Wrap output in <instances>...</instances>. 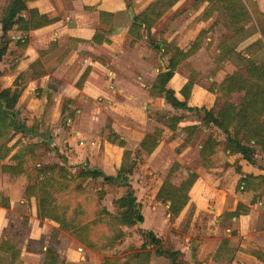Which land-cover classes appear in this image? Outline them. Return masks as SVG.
<instances>
[{
    "label": "rangeland",
    "instance_id": "rangeland-1",
    "mask_svg": "<svg viewBox=\"0 0 264 264\" xmlns=\"http://www.w3.org/2000/svg\"><path fill=\"white\" fill-rule=\"evenodd\" d=\"M126 1L127 9L119 13V16H114L112 26H107L102 31L120 45L118 60L128 58L132 61L129 69L131 80L138 74L143 75L140 86L134 84L137 85L140 101L122 94H115V100L112 101L107 98L89 101L84 98L79 101L77 85L65 83L57 80L58 78L30 89L25 83L28 75L21 69L17 70V64L12 69L14 76L19 77H15L16 82H2L0 89L6 85L13 89L15 86L23 89L20 103L16 106L19 113L16 121L25 124L27 128L43 116L46 93H54L56 104L47 121L54 122L56 130L54 126L52 129H42L39 124L38 134H31L26 130L18 135L16 147L18 146L24 159L26 175L18 178L0 177V206L5 201L9 203V207L0 216V244L4 238L12 239L21 251L22 264H42L50 246L56 248L60 264H91L90 260L92 264H101L106 258L122 264L129 262L130 255L145 242L139 230L147 229L162 238L163 247L180 250V259L189 264H264V177L250 179L257 186V193L244 190L241 187V174L236 167L239 163L242 171L247 173L243 167L246 161L243 162L241 155H231L226 150L225 134L215 126L207 127L203 122L184 119L189 111L173 108L162 97L150 96V88L156 76L166 70L170 57L161 48H156L153 41H167L188 50L199 35L203 36L199 50L181 61L169 87L192 106L217 109V96L209 91L212 84L220 83L229 73L246 72L245 64H240L234 55L222 56L221 46L227 43L237 53L248 55L247 47L260 38L259 32L250 37H246V33L235 35L224 12L216 11L210 19H205L203 15L207 2L180 0L163 15L150 34L143 31V36L134 42V36L129 31L128 36L123 34L124 29L129 24L130 28L135 14H139L155 0ZM247 1H254L253 9L261 12L257 0ZM85 9L91 12L89 7L85 6ZM93 12L92 15L96 16ZM115 21L117 25L114 24ZM250 26L251 23L246 27ZM119 34L121 37L118 39ZM257 53L264 55L263 51H257L254 55ZM10 55L5 61V73L16 61L17 55L14 52ZM3 75L0 71V77ZM50 84L56 89V93L48 89ZM232 99L238 102L240 95L236 94ZM180 116L182 120L173 129V117ZM192 124L198 126L193 133L188 129V125ZM58 127L67 132L74 127L71 134L74 151L71 156L78 168L71 171L73 183L77 177L80 178L84 190L77 195L74 191L67 194L63 187L70 181L57 182V201L63 208L78 211L80 214L76 217L77 221L92 220L91 237L93 240L100 239L102 245L113 242L110 238L116 235L118 224L115 217L119 213L114 201L125 195L127 188L119 182L105 183L102 178L79 177L80 166L88 164L116 176L119 169L125 166V160L132 164V171L128 176L141 203L145 220L133 227H123L126 236L122 241L115 239L110 248L95 252L72 237L68 231L64 235L59 229L54 230L52 224L41 215L49 200L41 198L37 201L26 197L25 189L31 179L35 178L36 167H49L57 177L61 176L57 173V164L64 163L67 159L55 143ZM123 129L130 131L131 145L124 138L125 144L120 145L121 135L117 131ZM45 130H48L46 135ZM147 135L158 139L157 147L152 153L141 147V142ZM211 135L219 144L212 156V165L206 167L203 165L201 149ZM68 148L66 144L64 151H68ZM126 151L130 154L125 156ZM255 166L258 173L264 172V151L261 149H258ZM190 171L198 174L190 191V201L179 216L173 217L169 204L157 197L158 191L167 178L180 184ZM241 203L251 205L249 216L234 220V210ZM55 236L58 242L54 241ZM60 236L63 238L59 239ZM153 248L150 246V249ZM203 253L206 256L201 257ZM0 264H11L10 255L1 249ZM151 264L161 262L153 259Z\"/></svg>",
    "mask_w": 264,
    "mask_h": 264
},
{
    "label": "trees",
    "instance_id": "trees-1",
    "mask_svg": "<svg viewBox=\"0 0 264 264\" xmlns=\"http://www.w3.org/2000/svg\"><path fill=\"white\" fill-rule=\"evenodd\" d=\"M37 0H0V25L2 30L1 45H0V61L8 52V48L13 39L10 36L12 30L22 32V36L17 40L21 46H26L29 42L28 33L52 24L58 18H51L46 13H42L37 7H30L29 2ZM180 0H155L150 3L139 14H135L132 24L129 28V33L134 36V42L138 41L143 36V31L150 34L156 23L174 7ZM200 3L207 2L208 5L204 11V18L210 19L214 12L222 11L226 14L229 24L235 35L246 33V37L254 35L257 31L264 39V12L254 10L255 2L248 3L247 0H199ZM259 8V6H258ZM260 9V8H259ZM114 14L106 11H99L101 23L112 26ZM251 23V26H246ZM254 29V30H253ZM263 39L259 38L248 47V55L243 56L240 52L237 53L233 46L223 43L221 46V54L224 57L235 56L240 64H245L246 72L235 71L229 73L220 83H213L209 91L216 94L219 107L207 108L205 106L198 107L190 105L188 100H183L176 92L169 87L170 81L176 74L181 61L187 59L196 53L201 45L203 36L199 35L197 40L191 45L188 50H183L181 47L170 44L167 41H153L156 48H161L165 54H170L166 70L161 71L155 78L151 88V97H162L175 109L187 110L190 113L184 115V119L195 122H203L205 126H215L220 129L226 136V150L231 155H241L244 160L252 165L257 163L258 149L264 151V58L255 59L254 54L264 48ZM98 44L104 42L111 43L112 40L105 36L103 32L97 31L90 41ZM85 74L79 81L85 79ZM54 92V91H53ZM21 90L18 86L12 90L6 88L0 91V140L11 130L17 132H26L38 134V125L44 128H49L47 121L48 115L54 108L55 96L54 93L48 92L46 107L41 121H37L27 128L25 124L16 121L15 106L18 102ZM240 95L238 102L233 101L234 95ZM182 120V116L173 117L172 128L175 129L178 122ZM196 124L188 125L191 133L197 130ZM45 135L48 130H45ZM125 141L120 140V145H124ZM158 139L152 135H147L141 142V147L148 153H152L157 147ZM219 141L210 136L204 143L201 149L203 165L209 167L212 165V156L216 152V146ZM11 147L7 143L0 145V172L9 173L11 176L26 175L24 167V159L20 151L12 155L11 159L15 160L10 164H3L2 160L10 154ZM130 154L125 152V156ZM22 158V159H21ZM65 163V164H64ZM57 164L60 177L52 172L49 167L41 165L35 168L36 176L34 179L28 174L31 182L26 187V197L28 199L35 198L40 201L41 198L49 200L47 206L42 211L41 215L44 218L56 222L60 229L68 231L73 237L95 252L110 248L115 239H122L126 236L123 227H133L144 222L145 217L142 212L141 203L135 193V189L130 182L128 173L132 171V164L124 161L125 166L119 169V173L115 176L106 173L98 167H91L88 164L80 166L79 177L84 179L102 178L105 183H117L125 186L127 192L125 195L115 199L114 203L119 208V213L115 217L118 228L116 235L110 240L113 242L107 245H102L100 239H92L90 234V225L92 220L87 222L77 221L76 217L80 214L78 211L68 210V207L63 208L57 201L58 190L57 182L70 181L67 186L63 187L65 192L81 193L82 180L76 178L73 183L72 169L78 168L76 165H68L66 162ZM53 169V168H52ZM75 170V169H74ZM236 170L240 174H244L242 166L237 163ZM58 175V174H57ZM198 179V174L190 171L188 176L180 184H175L170 178H167L158 191L157 197L169 204V211L173 217H177L183 211L190 201V191ZM246 178L241 177V183H244ZM73 183V184H72ZM60 190V189H59ZM5 205H9L7 202ZM235 216L239 214L238 210L234 212ZM141 235L145 238V242L138 248L134 254L130 255L129 262L122 264H151L153 259H157L161 264H189L180 259L181 251L178 249H168L163 247L162 238L158 237L152 230L140 229ZM55 242H58L57 237H53ZM150 246L154 247L150 249ZM0 249L10 254L11 264H22L20 260L21 251L15 243L9 239H3L0 244ZM44 264H60L59 254L54 246H50L46 251ZM101 264H119L112 258H106Z\"/></svg>",
    "mask_w": 264,
    "mask_h": 264
},
{
    "label": "crops",
    "instance_id": "crops-1",
    "mask_svg": "<svg viewBox=\"0 0 264 264\" xmlns=\"http://www.w3.org/2000/svg\"><path fill=\"white\" fill-rule=\"evenodd\" d=\"M257 3L259 4L260 10L264 12V0H257ZM127 4L128 3L126 0H37L29 2L28 5L30 7H37L42 13H46L51 18H58V20L45 27L30 31L28 33L29 42L26 46H21L17 43V40L23 34L22 32L17 30H12L10 32V36L13 41L9 45L8 52L0 61V71L4 73L3 77H0V86L2 85V82H7V80L13 81L16 78H19L14 76V70H12L14 69L15 64H17V70L21 69L26 75H28L25 83L29 85L30 89H35L40 84L51 83L56 81L55 78H58L57 80L63 81L65 83L77 85L79 91V101L84 98L87 101L103 98H107L108 100L112 101L115 100V94H122L126 97H132L134 100L140 101L139 93L136 91V87L141 83V81H143V75L138 74L135 76L134 80H131L129 76V69L132 66V61L128 58L118 60L119 57L117 54H119L118 50L120 49V45L118 43H114L113 38L107 35L105 36L112 40L111 43L104 42L102 44H98L90 41L97 31L103 32L102 30L109 26L105 23H101L99 11L113 13L116 17V15L119 16V13H123V11L127 9ZM73 6L75 8H72ZM85 6L89 7L91 12L90 10H86ZM92 11L95 12L96 16L92 15ZM90 19L93 21H90ZM117 19L118 18H116V20ZM114 24L117 25V22ZM129 25L126 29H124L125 33L123 34L126 36H128ZM1 35L2 30L0 25V38ZM120 37L121 35L119 34L118 39ZM260 38L263 39L261 36ZM83 40L90 42H84ZM260 51L264 52V48H262ZM12 52L17 55L16 61L13 62L11 66H9V71L5 73L4 68L7 66L5 61L6 58L11 56L10 54ZM254 58L262 59L264 58V55L260 56L257 53L254 55ZM132 60L140 62V60L137 59ZM84 74L86 75L85 79L80 82L79 85V81ZM14 81L16 82V80ZM135 83H137V85H134ZM32 85L34 86L32 87ZM107 86L109 89H107ZM16 87L17 86H15L14 89ZM6 88H11V86H2L0 91ZM11 89L14 90L13 88ZM48 89L55 91L56 93V89L51 84L48 85ZM20 90L21 94L16 106L18 103H20V99L23 95V89ZM47 94L48 93H46V98ZM73 94H75V90H73ZM16 106L15 111L17 114V119L19 113ZM78 112H81V110H78ZM41 119L42 117L39 118L40 121ZM53 123L54 122L49 123V128L52 129L54 126ZM40 126L42 129L44 128L42 125ZM55 126L54 128L56 130ZM73 128L74 127L71 128V131L67 132L63 128L58 127V131L55 133L57 135L55 137V143L57 144L56 146L60 148L63 154H65L67 160L64 162L67 164L69 163L68 165H75L74 163H76V161L72 159L71 156L73 155L72 152L74 151L72 147V142L74 139L71 135L74 130ZM117 132L121 135V139L124 138L127 141L128 145L132 144L129 137V130L123 129ZM19 134L20 132L12 130L11 134H9L10 136H4L2 140H0V145L2 143H7V146L11 147L10 154H8L2 160L3 164H10L15 161L12 160L11 157L18 152L19 148L18 146L16 147V144L19 140ZM66 144L69 146L68 151H64V146ZM244 161L246 160H243V162ZM243 167L247 173L241 174V177L243 176L246 178V181L242 183L241 187L244 190L247 189L257 193L258 188L252 183V181H250V179L264 177L263 170L260 169V172L263 173H258L256 171L258 169L257 166L252 165L247 161L246 163H243ZM5 176H9L10 178H18L23 175L11 176L9 173L0 172V177ZM5 203L6 201L2 204V206H0V216L9 207V205H5ZM251 205L247 203H241L238 205L234 211L238 210L239 208V214L234 217V220L237 217H240V219L242 217H248ZM44 219H46L48 223L52 224L54 230L59 229L61 234H66V231L60 229L56 222L47 218ZM62 238L63 237L60 236L59 239ZM218 247L219 246H217V248ZM88 250L90 251V249ZM204 256H206V253L201 255V257ZM45 258L46 253L42 264L45 263ZM84 260H86V258H84ZM89 262L92 264V260Z\"/></svg>",
    "mask_w": 264,
    "mask_h": 264
}]
</instances>
